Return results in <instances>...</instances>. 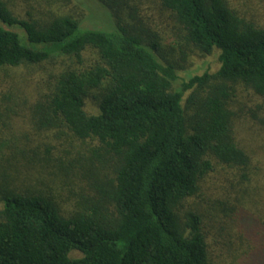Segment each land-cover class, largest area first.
Masks as SVG:
<instances>
[{
  "label": "trees",
  "instance_id": "16d2710c",
  "mask_svg": "<svg viewBox=\"0 0 264 264\" xmlns=\"http://www.w3.org/2000/svg\"><path fill=\"white\" fill-rule=\"evenodd\" d=\"M90 1L108 31L0 0V264H264L232 106L264 111V0ZM215 50L217 72L179 79ZM60 59L31 92L9 74Z\"/></svg>",
  "mask_w": 264,
  "mask_h": 264
},
{
  "label": "rangeland",
  "instance_id": "374dc122",
  "mask_svg": "<svg viewBox=\"0 0 264 264\" xmlns=\"http://www.w3.org/2000/svg\"><path fill=\"white\" fill-rule=\"evenodd\" d=\"M11 5H13L14 13L21 18H27L29 13L36 14L40 12H37V9L49 13L79 14L84 16H87L89 9L92 11L88 20L90 26L105 31L112 28L109 13L93 1H90L86 6L81 3L80 0H12ZM145 6L146 13L149 15V7L148 5ZM252 15L255 14L248 13L249 17H252ZM156 26L154 27L155 30L158 29ZM15 31L21 33V30L18 28L15 29ZM161 34L163 35L162 31ZM218 55L219 51L217 50L207 56H199L195 53L191 54L187 60L185 68L178 72L179 79L188 80L195 75H202L205 72L210 74L217 72L220 67ZM61 61L62 60L60 59L50 64L46 63L43 66L41 65L42 67L27 68L25 66H20L17 68H11L9 69V74L15 78L17 84L24 86L31 92L33 88L37 86V83H41V79L46 80L48 78L49 72H47V69L60 70L64 67ZM237 97L232 103L233 110L237 112L234 131L236 132V137L240 146L250 152L254 156L255 161L261 167L260 171H257V173L260 175L258 179H262L263 184L261 185L264 187V111L260 109L261 106L263 107V102L260 98L254 96L253 93L245 90H239V95ZM242 111H248L244 120L238 114ZM252 212L259 217L264 218V193L257 198L255 206L252 208ZM71 256L80 257L81 254L74 251Z\"/></svg>",
  "mask_w": 264,
  "mask_h": 264
}]
</instances>
